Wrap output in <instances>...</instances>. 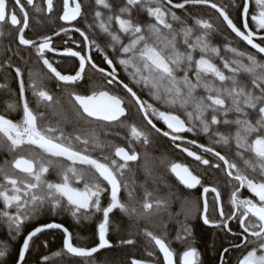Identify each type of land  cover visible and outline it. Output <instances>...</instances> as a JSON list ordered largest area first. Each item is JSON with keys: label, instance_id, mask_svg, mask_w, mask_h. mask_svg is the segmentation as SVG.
I'll list each match as a JSON object with an SVG mask.
<instances>
[{"label": "snow or ice", "instance_id": "snow-or-ice-1", "mask_svg": "<svg viewBox=\"0 0 264 264\" xmlns=\"http://www.w3.org/2000/svg\"><path fill=\"white\" fill-rule=\"evenodd\" d=\"M251 2L241 0L240 3L242 30L227 11L211 0H182L177 3H173V0H123L122 5L117 0L115 11L109 0H95L96 6L108 11L105 17L104 13L96 10L94 22L100 32L109 38L106 47L116 54L114 62L105 47H101L95 38L90 39L86 31L73 23L87 15L82 0H62V14L58 15V19L83 38L79 50L67 47L60 53L78 58V70L69 75L62 74L47 58L46 53L57 51L51 35H43L38 41L26 38L30 18L25 8L31 6L35 13L51 14L56 8L54 0H43L46 8L37 5L35 0H26V5L21 0H15L18 10L9 9V0H0V29L4 24L13 26L18 44L35 48L38 59L51 77L66 85L74 84L83 80L86 70L91 68L105 77L107 86L117 85L126 90L145 122L144 128L134 123L125 125L130 130L129 149L116 146L115 158L104 156L102 162L91 153L97 150L102 152L109 145L101 140L95 130L83 136H72L65 135L59 126L40 127L39 120L44 114L34 112L30 107L25 97V73L20 67H15V76L19 78V96L23 101L22 116L18 121H13L0 115V138L8 144L10 153L25 146H34L40 150V154L20 155L0 165V220L7 225L10 234L18 236L26 221L34 220L45 210L53 213L67 210L77 219L81 216L87 218L93 213L102 214L98 225V242L91 248L75 246L72 233L61 223L34 226L22 240V247L18 251L19 264H25L33 238L47 229L62 230L63 249L74 256L91 257L100 249L112 246L109 239L110 214L119 210L129 219L140 217L137 207L122 199L121 189L126 191L128 201L136 199L134 184L130 186L123 177L130 170L129 162L139 158L131 145L134 142L145 146L150 144L151 131L170 137L173 143L181 141L186 145H195L202 150L200 154L187 146L182 151L208 168L225 171L226 176L231 178L228 181L229 195L225 198L217 187L204 186L201 177L188 166L180 163L170 165V171L185 187L196 189L199 185L203 189L202 221L205 225L227 230L234 241H238L231 245L244 250L237 264H264V36L257 43V33L249 29ZM254 3L258 14H252L251 20L258 29L264 30V0H254ZM186 5H208L215 9L227 29L251 46L255 54L239 50L229 43L224 45L223 52L230 55H222L221 47L213 43V35L219 29L212 22L193 18L194 24L189 25L173 10L185 9ZM113 24L118 29L114 30ZM88 27L91 29L92 25ZM68 31L69 27L61 26L60 32L67 34ZM60 32L54 35L59 36ZM123 37H127V43ZM83 46H87L88 54H82ZM93 48L103 55L108 69L94 62L90 54ZM5 63L12 67L10 60ZM117 63L133 86L147 91L151 102L142 99L133 86L120 79ZM43 79L40 73L28 70V88L37 98V105L58 103L43 86ZM6 87V84H0V88ZM70 96L86 121L123 125L122 118H126L127 108L121 96L106 89L93 90L90 95L71 93ZM8 108L17 110L15 104H9ZM158 124L166 126L167 130ZM187 133L194 136L203 134L210 143L198 144L195 139H186ZM77 142L82 145L79 149L75 147ZM216 146L233 151L235 157L243 161L244 168L229 160ZM176 147H181V144L176 143ZM58 162V179L50 180V169ZM242 189L251 193V198H242ZM210 194L211 206L208 200ZM152 195V192L145 190L140 205L145 217L154 208L167 207L165 200H153ZM105 196H108L106 205L103 204ZM222 199L225 201L223 204ZM213 215L217 216L216 220L210 219ZM233 221L237 223L239 232H233L230 227ZM144 235L163 254V264H202L201 254L195 246L189 245L182 254H178L162 236L147 229H144ZM191 237L192 231L185 225L177 233L176 239L186 241ZM121 243L131 245L134 241L127 239ZM223 252H229V248H224ZM5 255L6 248L0 250V257ZM147 255L151 257L154 254L149 251ZM44 260H49V257L45 256ZM132 264L146 262L134 259ZM221 264H224L223 256Z\"/></svg>", "mask_w": 264, "mask_h": 264}, {"label": "flooded vegetation", "instance_id": "flooded-vegetation-1", "mask_svg": "<svg viewBox=\"0 0 264 264\" xmlns=\"http://www.w3.org/2000/svg\"><path fill=\"white\" fill-rule=\"evenodd\" d=\"M56 4L55 11L51 14L44 12L42 14L35 13L32 9L31 6H27L25 8L26 11L29 12V24L30 28L26 30V38H30L33 40H39V38L43 35H51L52 36V44L53 47L57 50L52 53H46L47 58L53 63V66L57 67L59 71H61L62 74H74L75 71L78 70V58H73V57H67V56H62L60 53L63 51V49L67 47L73 48V50H79L82 42V37L79 35V33L73 31L71 27L67 24H65L64 21L58 19V15L62 14V0H54ZM22 4L26 5V0H21ZM35 3L37 5H41L46 8V5L43 3V0H35ZM83 3V0H82ZM84 4V3H83ZM251 6V5H250ZM19 6L15 5V0H9V9H17L18 10ZM85 11V7H84ZM250 11V10H249ZM20 14L18 13V18ZM75 23L78 27L81 28V30L86 31V33L89 35L90 39H93L94 32H93V24L89 22L87 19L84 17L78 18V22H73ZM92 25V28L89 29V25ZM61 26L64 27H69V31L67 34L60 32ZM2 35H0V84H6V88H0V94L4 96L5 98V105H3V111L0 112V115H5L6 118L12 119L13 121H16V119H20L22 116V103L23 101L20 99L19 96V78L15 76V67H20L25 75V84H26V93L25 97L28 100V103L30 107L33 109L34 112L37 113H43V118L39 120V125L40 127H44L42 125V120L47 118V117H53L54 115H75L78 118L82 119V129L78 130L75 133L67 132L63 130L65 135H85L86 133L91 132L92 130H95L96 134H98L106 144L109 146L106 147L102 152L100 150H97L95 152H92L91 154L98 159H101L103 162V157L108 156L110 158H115L114 157V149L116 146H120V133H119V126L120 123H108V122H88L86 121L82 115L80 114L79 106L74 102V100L71 98L70 94L71 93H76L80 95H90L93 90H101V89H106L110 91L113 94L121 96L125 100V105L127 108V115H141L136 108V105L134 102L131 100L130 95L124 90L121 86L117 85H112V86H107L105 83V77L102 76L100 73L94 71L91 68H88L86 70L85 76L83 80L77 81L74 84H64L63 82L56 81L53 77H51V74L48 73L47 69L42 65V61H40L36 55L35 48L30 47V46H24V45H19L18 40H17V33L15 31V28L11 26L10 24H4L2 26ZM60 32L59 36L54 35L55 33ZM98 42V41H97ZM84 51L82 54H88V49L87 46H83ZM106 51L110 58L116 62V54L112 52L111 49H107ZM92 58L95 63H97L100 67H104L108 69V65L104 62L103 60V55L101 53H98L95 48L91 50ZM10 60V63L12 67H8V65L5 63V61ZM31 69L34 73H40L43 75V86L46 88V90L53 96V98H56L55 92H59L60 94H64V96L70 98L75 106L73 107L74 111H67V112H54L52 107H48L45 104H40L39 106L37 105V98L33 96L32 90L28 88V70ZM117 70L118 74L120 76V79L123 80L122 77V72H121V67L117 63ZM39 82V79H38ZM125 82V81H124ZM56 90V91H55ZM62 96H59V99H61ZM55 101V100H54ZM12 102V103H11ZM9 104H15L17 106L16 111L9 110L8 105ZM11 117V118H10ZM142 117V116H141ZM15 118V120L13 119ZM17 120V121H18ZM145 127V122L143 121ZM158 126L162 127L164 130L166 129V126L162 124H158ZM151 136H154L156 138V141H161V143H150L151 148L155 149L157 152H161L167 159H165V163H170L168 162V150L169 153L172 152L174 155L173 156V161L172 163H180L183 165H186L189 167L191 171H193L194 174L199 175L198 168L201 167L203 169H207V171H212L215 172L216 169L214 168H208L207 166H204L200 164V162L196 161L193 157H189L186 152L182 151V148L187 146L189 150L192 151H197V154H200L202 152L201 149H197L195 145H186L184 142L177 141L176 143L181 144V147H176V143H173L170 139V137H164L162 134H157L154 131H151ZM150 136V137H151ZM186 139H193L189 136V133L185 134ZM3 139V138H2ZM5 142V140L3 139ZM6 143V142H5ZM145 146V145H143ZM76 148H81L82 145H80L78 142L75 144ZM122 147V146H120ZM131 147L135 148V150L138 153V160L135 162H129V169L128 171L125 172V175L123 177L124 181H127L130 186L134 184L135 186V200H141L139 202V207H137L138 211H140V217H134V219L137 220H142V215L143 212L140 209V205L143 202L144 199V192L145 190L152 192V199H163L167 196L166 193L169 191V180L170 178L167 175H164L163 177H158V176H153L154 171L146 169V167L143 165V162L141 161V153L140 151L137 150V145L134 142ZM23 149H27L30 151L33 155L40 154V150L36 149L34 146H25ZM126 150L129 149V147H125ZM206 158H212L211 156H207ZM118 159V158H116ZM215 160V159H213ZM66 163H70L65 161ZM171 163V164H172ZM222 164V162H220ZM170 164V165H171ZM166 167V173L167 170L169 169L170 171V166L167 165ZM172 175V179L174 180L175 186L179 188L180 191L186 192L190 196H196L197 199L201 200V203L203 204L204 200V195H203V189L198 185L196 189H188L185 187L183 184L180 183L178 178L175 176L174 173L170 171ZM89 178H91L89 176ZM228 179H231L228 177ZM202 180V178H201ZM82 186V185H81ZM207 187H212V186H207ZM241 191L244 192V197L242 198H251V193L247 192V190L242 189ZM121 197L125 201L127 199V193L126 191L122 188L121 189ZM223 197V194H222ZM209 204L211 206V201H212V195L210 194L208 196ZM108 202V196H105L103 199V204L106 205ZM223 204V199L221 201ZM227 210V209H226ZM166 215V209L165 208H160L159 210L153 209L151 213H149L147 216H149V227L148 229H154L165 231L166 234L169 233L171 230L170 226L174 228L172 231L176 232L178 226H176L173 223H168L166 226L164 224L159 225L160 222L159 219L162 215ZM125 217L127 219L128 216L122 214L119 212V210H114L112 214H110V229H109V239L111 242V247L110 248H105V249H100L98 252L95 254L99 253L102 250H108L113 248L115 245L119 244V241H117V235L119 234V229H120V220L122 217ZM155 216V218H153ZM202 210L199 215H197L194 219L192 218L187 225L191 231H192V237L189 238L186 241H180L176 239L177 235L174 234H169V237H166L167 235H159L162 236L166 242L170 246H186L188 247L189 245L199 247L201 245L200 238H199V233L201 232V229H209L212 231H219V232H226L229 234L231 237V233L227 232V230H221L219 228L211 227L209 225H205L202 221ZM124 218V219H125ZM156 219V220H155ZM212 220H216L217 216L213 215L210 217ZM102 220V214L100 213H93L87 216V218L83 217L82 220V227L84 229H91L94 230L95 233V241H93L90 245L91 247L96 246V243L98 242V225ZM155 220V221H154ZM153 221L155 224H152ZM234 225H237L235 221L230 223V227L232 228ZM66 227V226H64ZM67 228V227H66ZM55 230V229H54ZM70 231V229L68 228ZM233 232H239L240 229L237 228H232ZM59 231V230H57ZM63 235L64 239V234L62 231H59ZM71 232V231H70ZM233 238V237H232ZM169 241H168V240ZM148 242H151L148 238ZM234 242L238 241H230L229 245L227 248L229 250L231 249H236L231 247V245ZM12 243V242H11ZM15 246L17 245V250L13 247V245H10L9 242H1L0 245L3 247V250L6 248V255L4 257H0V261L4 260L7 261L8 258H12L14 254H16L17 258V263L19 262L18 259V251L22 247V240L15 241ZM33 247L29 252L26 253L25 256V262L29 260L30 258V253L32 254V258L30 260L32 261V264H37L41 262V254H40V244L36 243V241L33 242ZM154 244V242H153ZM62 245H63V240H62ZM75 245V244H74ZM76 246V245H75ZM156 247V246H155ZM157 248V247H156ZM158 250V248H157ZM66 253L67 251L64 250ZM159 252V250H158ZM69 254V253H68ZM94 254V255H95ZM160 254V252H159ZM182 254V253H180ZM71 255V254H70ZM92 255L91 257H93ZM74 256V255H72ZM224 257V262H225V253H221V257ZM77 257V256H75ZM212 257V256H211ZM221 257L219 259V263L221 264ZM83 258H88V257H83ZM161 262L163 264V258L160 254ZM201 261L202 264H212L210 262H206L205 257H202L201 255ZM152 264V263H151Z\"/></svg>", "mask_w": 264, "mask_h": 264}, {"label": "trees", "instance_id": "trees-1", "mask_svg": "<svg viewBox=\"0 0 264 264\" xmlns=\"http://www.w3.org/2000/svg\"><path fill=\"white\" fill-rule=\"evenodd\" d=\"M120 4L122 5L123 0H119ZM182 2V0H173V3ZM211 2L216 3L219 7L223 8L225 11L228 12L230 18L241 27L243 24L240 3L241 0H211ZM85 6V12L87 13L85 19L91 22L94 26V38L98 41L101 47H106L109 42V38L106 37L103 33L100 32V29L96 27L94 22V12L96 10L101 11L104 13L105 17L108 14L106 9H103L100 6L95 5V0H83ZM109 3L114 5L113 11L116 10L117 0H109ZM250 15L248 17V23L251 30L256 32L260 36H264V30H260L256 27L255 23L251 20L252 14H258V8L254 3V0L250 3ZM169 7V6H168ZM176 11L177 15H180L183 19L187 21L189 25L194 24L193 18H201L206 19L212 22L218 29L213 35V43L221 47L222 55H230L225 54L223 52V47L225 44H231L233 47L238 48L239 50L245 52H255L250 49L245 43L239 40L236 36H234L229 29H227L226 25L224 24L222 18L219 16L217 12L214 10L207 8V7H200V6H187L185 9H173ZM136 13H134V16ZM142 19L146 17H141ZM113 29H118V26L113 24ZM125 43H127V37H123ZM259 40L258 43H260ZM111 49V48H107ZM219 64L220 61L217 60ZM122 77L125 83H129L130 86L131 81L129 80L127 74L123 71L121 67ZM134 91H137V94L142 97V99H148L151 102L150 97L146 90H141L139 86H133ZM56 91V90H55ZM56 98L55 101L58 103H53L51 106V110L54 112H67V111H74L73 107L75 106L74 102L65 97L64 94H60L59 92H55ZM59 96H62L59 99ZM5 98L3 95L0 94V112L3 111V105H5ZM12 103V102H11ZM46 105V104H45ZM11 118V117H10ZM15 120V118H13ZM18 119H16L17 121ZM123 125L120 124L119 126V133H120V142L119 145L122 147H129V139H130V130L125 125L136 124L138 127H143V119L141 115H127L126 118H122ZM42 125L48 126H59L62 130L71 133H75L78 130L82 129V119L76 117L75 115H64V117H60L59 115H54L53 117H47L42 120ZM189 136L197 141L198 144H209L210 141L207 136L203 134L194 136L192 133H189ZM150 143H161V141H156L154 136L150 137ZM137 150L141 153V161L146 169L154 171L153 176L163 177L167 175L169 180V191L166 193V197L164 200L167 203V207H163L166 209V215H162L159 219V225L164 224L165 226L168 223H173L178 226L176 232L172 231L174 228L170 226V232L166 234L165 231H159L157 229H148L149 227V216L142 215V220L137 219H127L123 216L120 220V229L119 234L117 235V241L119 244L115 245L113 248L108 250H102L99 253L95 254L93 257L83 258V257H75L68 253H66L63 249L62 240L63 235L61 232L51 229L49 231L43 232L38 234L37 237L33 238V242L40 244V256L41 262L37 264H132L134 259L145 261L146 264H162L160 254L153 244V242H148V238L144 235V229L153 232L156 235H167L169 234L177 235L178 232H181L182 228L185 225H188L190 220L195 218L197 215L200 214L202 210V203L201 200L197 199L196 196H190L184 191H180L179 188L175 186L174 180L172 179V175L168 169V166L172 163L173 153L168 150V162L165 163V159H167L161 152H157L155 149L151 148L150 146H143L140 143H136ZM150 145V144H148ZM218 151H221L222 154L226 155L229 160L235 161L239 167L242 169L244 168L243 161L239 158L235 157L234 152L230 151L226 147L216 146ZM20 155L24 156H32V153L27 149H20L17 150L15 153H10L8 151V144L0 138V165L4 164L5 160L11 161L13 158L18 157ZM48 157H45L47 159ZM211 159H215L212 157ZM66 163L65 161H62ZM167 165V173H166V166ZM60 162L57 163L56 166L50 169V173L48 178L50 180H57V172L59 171ZM199 175L202 178V184L204 186H215L217 187L223 197L227 198L229 195V185L228 177L226 176L225 171L216 169L215 172L207 171V169H203L201 167L198 168ZM141 200H132L125 202L129 204H134L136 207H139V202ZM223 202L224 199H223ZM212 203V201H211ZM188 219H185V217ZM84 216H81L79 219L73 217L71 213L67 210L59 211L57 213H53L51 211H43L37 218L31 221H26L25 226L22 228L20 235L10 234L8 227L6 224L0 220V243L1 242H9L10 245H13L15 250H17V245L15 246V241L23 240V238L27 235V232L31 231L34 226H39L42 223H61L67 228L70 229L72 236H73V243L78 247H86L91 248V243L95 241V233L94 230H87L82 227V220ZM212 217V216H211ZM125 218V219H124ZM155 218V216L153 217ZM156 220V219H155ZM154 220V221H155ZM153 221L152 224H155ZM232 228L239 229L238 225H234ZM199 238L201 245L196 247L202 257H205L206 262H210L212 264H218L219 259L221 257V253L223 249L226 248L230 241L234 240L229 234L226 232H217L212 231L209 229H201L199 233ZM132 239L134 241L133 244H122V240ZM168 240V239H167ZM169 241V240H168ZM12 242V243H11ZM34 243L30 244V250L32 249ZM172 247V246H171ZM178 254L182 253L186 250V246H173L172 247ZM0 250H3V247L0 245ZM151 251L154 255L148 256L147 253ZM243 249H231L229 252L225 253V262L224 264H237V261L242 258ZM61 253V255L56 256L55 253ZM49 257V260L45 261L44 257ZM212 256V257H211ZM30 258H32V254L30 253ZM27 260L25 264H32V261ZM17 258L16 254L11 258H8L7 261L1 260L0 264H16Z\"/></svg>", "mask_w": 264, "mask_h": 264}, {"label": "water", "instance_id": "water-1", "mask_svg": "<svg viewBox=\"0 0 264 264\" xmlns=\"http://www.w3.org/2000/svg\"><path fill=\"white\" fill-rule=\"evenodd\" d=\"M187 6H193V5H186V7ZM195 6H200V7H207V8H210V9H212V10H214L215 12H217L215 9H213V8H211L210 6H208V5H195ZM169 7H171L170 5H169ZM177 10H179V9H177ZM250 10V9H249ZM218 13V12H217ZM219 14V13H218ZM220 16V15H219ZM221 17V16H220ZM222 18V17H221ZM222 20H223V18H222ZM243 20V19H242ZM249 29H251L250 27H249ZM230 30V29H229ZM242 30H244L243 28H242ZM231 31V30H230ZM234 36H235V34L234 33H232ZM260 35H256V37H255V42H259V40H260ZM239 40H240V38L239 37H237ZM242 41V40H241ZM243 43H245L246 44V42H244V41H242ZM247 45V44H246ZM250 49H251V46H249V45H247ZM254 52H255V50L254 49H252ZM187 154V153H186ZM209 226H211V227H213L212 225H209ZM49 230H51V229H47V230H45L44 232H46V231H49ZM55 230H58V229H55ZM59 231H62V230H59ZM63 232V231H62ZM43 233V232H42ZM159 250V249H158ZM70 254V253H69ZM95 254V253H94ZM93 254V255H94ZM161 254V256H162V258H163V254L162 253H160ZM72 255V254H71ZM78 257V256H77ZM18 264H19V262H18Z\"/></svg>", "mask_w": 264, "mask_h": 264}, {"label": "rangeland", "instance_id": "rangeland-1", "mask_svg": "<svg viewBox=\"0 0 264 264\" xmlns=\"http://www.w3.org/2000/svg\"><path fill=\"white\" fill-rule=\"evenodd\" d=\"M62 112H63V111H62ZM59 116L62 117V118L64 117V115H59Z\"/></svg>", "mask_w": 264, "mask_h": 264}]
</instances>
